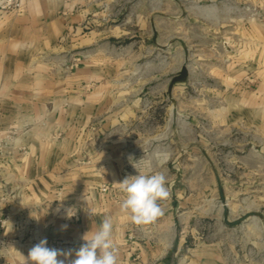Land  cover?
<instances>
[{
  "label": "crops",
  "instance_id": "0c3cea01",
  "mask_svg": "<svg viewBox=\"0 0 264 264\" xmlns=\"http://www.w3.org/2000/svg\"><path fill=\"white\" fill-rule=\"evenodd\" d=\"M76 4L24 0L21 11L0 14V217L10 218L1 232L0 264H26L34 245L21 239L29 230L76 250L105 217L113 222L118 264H184V144L175 156L166 137L153 152L140 148L137 129L120 123L130 111L109 68L61 62L64 34L78 31L82 13L60 10ZM259 44L264 49V31ZM240 66L248 80L234 96L237 117L264 133V50ZM133 163L162 172L171 193L159 202L164 214L144 225L121 210L124 194L116 184L138 174ZM68 209L75 211L70 219Z\"/></svg>",
  "mask_w": 264,
  "mask_h": 264
},
{
  "label": "rangeland",
  "instance_id": "374dc122",
  "mask_svg": "<svg viewBox=\"0 0 264 264\" xmlns=\"http://www.w3.org/2000/svg\"><path fill=\"white\" fill-rule=\"evenodd\" d=\"M23 1L0 0V14ZM77 12L61 62L109 68L130 111L120 123L137 129L140 148L166 137L175 156L184 144V264H264V133L245 127L233 102L248 80L240 64L264 50V0H77L60 10ZM184 64L188 78L169 95Z\"/></svg>",
  "mask_w": 264,
  "mask_h": 264
},
{
  "label": "clouds",
  "instance_id": "9594fccd",
  "mask_svg": "<svg viewBox=\"0 0 264 264\" xmlns=\"http://www.w3.org/2000/svg\"><path fill=\"white\" fill-rule=\"evenodd\" d=\"M167 159L165 155L161 163H166ZM133 167L138 174L126 176L116 184L124 194L121 210L129 215L134 224L144 225L164 214L159 202L168 200L171 193L167 178L162 172L140 171L134 163ZM72 210H67L69 219L75 215ZM81 239L84 243L76 250L50 248L47 246V239H42L29 250L26 264H65L73 256V252L75 259H70V264H118L110 217H105L95 232L89 231Z\"/></svg>",
  "mask_w": 264,
  "mask_h": 264
},
{
  "label": "built area",
  "instance_id": "2783aa9c",
  "mask_svg": "<svg viewBox=\"0 0 264 264\" xmlns=\"http://www.w3.org/2000/svg\"><path fill=\"white\" fill-rule=\"evenodd\" d=\"M5 142L0 141V152L2 151V149L4 148ZM3 199H6L5 197H2ZM10 218H9V214L8 213H4V215H2L0 217V247L4 244V238L1 235L2 230L6 227V225L8 224ZM42 239H38L36 238L35 235H33V233L30 232V230L28 231V235L26 237H24L23 239H21V245H35L37 243H39V241ZM47 246L50 248H57V249H63L66 250L68 249L71 245L67 242L62 241L61 239H47ZM4 264H15L13 261H5Z\"/></svg>",
  "mask_w": 264,
  "mask_h": 264
},
{
  "label": "water",
  "instance_id": "95a60500",
  "mask_svg": "<svg viewBox=\"0 0 264 264\" xmlns=\"http://www.w3.org/2000/svg\"><path fill=\"white\" fill-rule=\"evenodd\" d=\"M189 70L187 64L181 65L180 69L175 73L168 82L167 90L170 95L172 87L177 82H185L188 78Z\"/></svg>",
  "mask_w": 264,
  "mask_h": 264
}]
</instances>
